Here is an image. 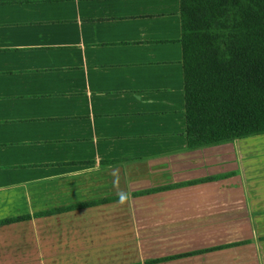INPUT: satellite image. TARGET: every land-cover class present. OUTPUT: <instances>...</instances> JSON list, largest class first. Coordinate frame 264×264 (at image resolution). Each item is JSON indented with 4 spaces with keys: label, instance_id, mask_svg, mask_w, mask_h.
Instances as JSON below:
<instances>
[{
    "label": "crops",
    "instance_id": "1",
    "mask_svg": "<svg viewBox=\"0 0 264 264\" xmlns=\"http://www.w3.org/2000/svg\"><path fill=\"white\" fill-rule=\"evenodd\" d=\"M181 34L180 0H0L1 247L264 264V133L188 148Z\"/></svg>",
    "mask_w": 264,
    "mask_h": 264
},
{
    "label": "trees",
    "instance_id": "2",
    "mask_svg": "<svg viewBox=\"0 0 264 264\" xmlns=\"http://www.w3.org/2000/svg\"><path fill=\"white\" fill-rule=\"evenodd\" d=\"M180 17L188 148L263 134L264 0H180Z\"/></svg>",
    "mask_w": 264,
    "mask_h": 264
},
{
    "label": "rangeland",
    "instance_id": "3",
    "mask_svg": "<svg viewBox=\"0 0 264 264\" xmlns=\"http://www.w3.org/2000/svg\"><path fill=\"white\" fill-rule=\"evenodd\" d=\"M149 228L152 229L151 225L149 226ZM21 233L22 232L18 233L17 238L15 234H13L12 238H15L13 240L4 239L2 241V244L4 246H0V264H59L58 257H53L52 255H44L43 252L38 253L36 250L28 249L26 238H20ZM152 236L153 235H149L148 238H151ZM146 243L149 246L148 249H150L151 247L155 248V242L153 240H148ZM134 244H137V241L132 240V242H130V246H134ZM131 249L138 250L137 247H132ZM128 254L129 257L127 258L129 260H135L145 257V255L142 254ZM115 257L118 256H84L83 258L86 259L88 263L98 261L101 262L99 264H109L110 261ZM71 262L72 261L70 260V257H67L65 264H71Z\"/></svg>",
    "mask_w": 264,
    "mask_h": 264
}]
</instances>
